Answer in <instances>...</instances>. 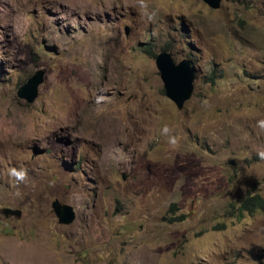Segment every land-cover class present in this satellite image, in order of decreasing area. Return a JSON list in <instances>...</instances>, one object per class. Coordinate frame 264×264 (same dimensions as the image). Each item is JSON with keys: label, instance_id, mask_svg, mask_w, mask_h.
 <instances>
[{"label": "rangeland", "instance_id": "obj_1", "mask_svg": "<svg viewBox=\"0 0 264 264\" xmlns=\"http://www.w3.org/2000/svg\"><path fill=\"white\" fill-rule=\"evenodd\" d=\"M144 4L0 0V264H264V213L229 216L264 196V0ZM164 48L196 70L181 111Z\"/></svg>", "mask_w": 264, "mask_h": 264}, {"label": "water", "instance_id": "obj_2", "mask_svg": "<svg viewBox=\"0 0 264 264\" xmlns=\"http://www.w3.org/2000/svg\"><path fill=\"white\" fill-rule=\"evenodd\" d=\"M211 9L217 10L221 6L222 0H202ZM128 33V31H127ZM155 66L159 73L163 85L165 96L181 111L193 94V83L195 81V68L188 59L175 62L170 53L161 51L156 55ZM45 71L36 70L25 83L17 90L16 95L19 99L32 103L38 93V87L43 82ZM122 181L126 177L122 174ZM51 208L59 225H70L76 219V213L72 206L61 203L58 199L51 202ZM0 213L5 217L13 216L17 219L21 217L19 209L3 208Z\"/></svg>", "mask_w": 264, "mask_h": 264}, {"label": "trees", "instance_id": "obj_3", "mask_svg": "<svg viewBox=\"0 0 264 264\" xmlns=\"http://www.w3.org/2000/svg\"><path fill=\"white\" fill-rule=\"evenodd\" d=\"M163 50L167 51L165 48ZM149 54L155 57L154 53L151 51H149ZM209 81L213 83V78H210ZM259 212L264 213V196L248 193L240 203H238L237 207L233 205L230 206L229 216L240 219L245 215L252 216ZM173 220L178 222L182 220V217ZM170 221H172V219Z\"/></svg>", "mask_w": 264, "mask_h": 264}, {"label": "clouds", "instance_id": "obj_4", "mask_svg": "<svg viewBox=\"0 0 264 264\" xmlns=\"http://www.w3.org/2000/svg\"><path fill=\"white\" fill-rule=\"evenodd\" d=\"M140 3H141V6L143 7V8H146L147 7V5L146 4H144V0H140ZM127 31L129 32V30H128V28L126 29V34H128L127 33ZM162 51H165V50H163L162 49ZM168 51V50H167ZM166 51V52H167ZM169 53V52H168ZM172 56V55H171ZM183 60V59H182ZM192 63V62H191ZM193 66V65H192ZM194 67V66H193ZM196 73V72H195ZM165 94V93H164ZM262 123V125H264V122H261ZM11 174L12 175H14L15 177H16V179H18V180H20V181H23L25 178H26V175H27V173L25 172V171H16L15 169H13L12 171H11Z\"/></svg>", "mask_w": 264, "mask_h": 264}]
</instances>
